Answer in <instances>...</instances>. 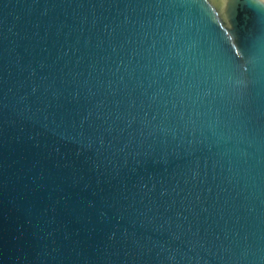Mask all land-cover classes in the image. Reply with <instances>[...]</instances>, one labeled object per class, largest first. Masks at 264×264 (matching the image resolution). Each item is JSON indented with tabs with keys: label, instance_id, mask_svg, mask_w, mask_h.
I'll use <instances>...</instances> for the list:
<instances>
[{
	"label": "water",
	"instance_id": "95a60500",
	"mask_svg": "<svg viewBox=\"0 0 264 264\" xmlns=\"http://www.w3.org/2000/svg\"><path fill=\"white\" fill-rule=\"evenodd\" d=\"M0 264H264V0H0Z\"/></svg>",
	"mask_w": 264,
	"mask_h": 264
}]
</instances>
